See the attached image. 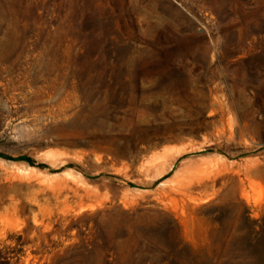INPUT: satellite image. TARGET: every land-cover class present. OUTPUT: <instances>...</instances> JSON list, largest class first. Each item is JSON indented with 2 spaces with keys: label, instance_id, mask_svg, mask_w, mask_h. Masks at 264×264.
<instances>
[{
  "label": "rangeland",
  "instance_id": "rangeland-1",
  "mask_svg": "<svg viewBox=\"0 0 264 264\" xmlns=\"http://www.w3.org/2000/svg\"><path fill=\"white\" fill-rule=\"evenodd\" d=\"M0 264H264V0H0Z\"/></svg>",
  "mask_w": 264,
  "mask_h": 264
},
{
  "label": "bare ground",
  "instance_id": "bare-ground-1",
  "mask_svg": "<svg viewBox=\"0 0 264 264\" xmlns=\"http://www.w3.org/2000/svg\"><path fill=\"white\" fill-rule=\"evenodd\" d=\"M169 152H172V151H174V150H172V149H169L168 150ZM181 151V150H180ZM175 152H179V150H175ZM180 153V152H179Z\"/></svg>",
  "mask_w": 264,
  "mask_h": 264
}]
</instances>
